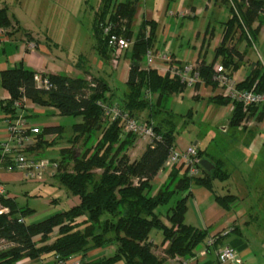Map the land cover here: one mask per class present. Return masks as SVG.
<instances>
[{
  "label": "trees",
  "instance_id": "trees-1",
  "mask_svg": "<svg viewBox=\"0 0 264 264\" xmlns=\"http://www.w3.org/2000/svg\"><path fill=\"white\" fill-rule=\"evenodd\" d=\"M224 2L232 4L235 11L231 10L232 17L223 23V36L213 61L208 63L203 57L199 67L201 81L212 84L214 88V65L220 61L231 73L235 72L245 56L238 49L237 41L245 40L250 47L255 44L264 26V0ZM137 7V0H102L94 17L93 37L95 50L105 61L111 60L114 49L109 38L103 34L102 22L114 23V32L119 37L133 41L132 48L123 55L130 62L127 92L117 104L136 119L139 113L146 111L147 119L141 122L153 123L159 136L146 147L138 160L132 161L125 152L133 146L136 135L127 134L122 139L120 121L105 120L99 103L116 102L106 80L95 76L88 80L85 77L48 75L54 88L46 90L38 87L35 71L23 64L1 73L2 86L10 94L4 107L8 115L18 116L20 110L15 108L14 103L26 97L39 107L58 110L61 117L81 118V121L71 124L74 131L71 146L60 150L61 160L55 174V177L60 176L61 185L71 196L77 197L79 203L42 221L30 223L28 219L35 215L34 209L21 207L16 200L1 197L0 210L7 208L8 212L0 213V239L13 242L15 246L0 252V264H18L27 258L36 261L50 253L59 255L63 260L81 257L82 264H119L122 261L126 264H164L166 259L155 253L159 245L150 240L154 230L163 233L162 244L169 243L166 250L169 257L178 256L186 260L192 258L203 244L216 248L223 238L220 234L214 235L217 238L215 244L208 245V231L187 225L185 215L192 188L209 190L219 206L230 210L237 197L221 195L216 191V182H225L230 177L226 157L218 156L212 149L209 151L197 146L200 159L209 160L214 165L211 171L203 168V176L199 178L189 177L182 164L165 167L169 154L177 145V134L183 130L182 127L190 126L193 111L180 116L171 109L173 96L186 92L185 83L157 69L143 66L147 53L157 50L159 25L154 20L144 19L135 33L133 24ZM13 20L19 31V21L15 17ZM11 24L9 8H0V27L6 28ZM207 34L212 36L211 32L207 31ZM235 36L237 41H234ZM255 86L257 92H264L262 66H253L250 74L238 84L239 88L249 90ZM147 90L156 95L154 100L146 98ZM211 100L222 107L229 103L221 96H213ZM262 110L264 106L246 108L237 104L229 116L230 125L238 126V122L249 113L259 119ZM30 112L27 110L25 116L34 124L35 118ZM176 118H184L181 121L184 126L177 123ZM65 127L61 123L44 124L41 132L31 137L37 146H42L45 137L62 136ZM85 135L84 144L93 145L77 157L73 146ZM50 160L57 162L54 158ZM70 162L74 164L69 171L67 165ZM97 169L100 173L95 172ZM161 171L166 175L165 181L155 193L153 182ZM55 232L58 234L54 241L47 243ZM109 246L114 249L105 256L87 260L93 251Z\"/></svg>",
  "mask_w": 264,
  "mask_h": 264
},
{
  "label": "rangeland",
  "instance_id": "rangeland-1",
  "mask_svg": "<svg viewBox=\"0 0 264 264\" xmlns=\"http://www.w3.org/2000/svg\"><path fill=\"white\" fill-rule=\"evenodd\" d=\"M100 1L101 0H0V8H3L5 6L9 7V12H11V14H16L18 17L21 18L23 26L24 25L27 26V28L33 30L37 34L39 33L40 36L48 32L49 36L55 39V42H59L60 44H63L64 48L62 50L63 51L62 55L63 58L66 60L65 62L69 64L71 62H74L73 70L67 72V74L73 77H78L84 75V70L83 72L80 71L78 68H76V64L79 62L80 55H84L85 57L87 56L88 54L87 52L91 48L93 41L92 26L94 20V12L92 11L91 7L94 6L95 8H97V5ZM114 1L123 2L125 0H114ZM164 1L176 2L177 0H157V2H159V8L161 12L163 10L162 7ZM204 1L205 0H186L185 3L180 4L179 6H177V4L175 3H172L169 9L166 10L167 14L166 13L164 14V11L162 13L164 14L163 18L167 20L166 21L167 25H168V19L173 20L174 25L173 28L171 29L173 30L172 32H175L176 30L179 31L181 28L180 24L184 22L181 33L186 38H181L180 40L181 42L184 41L186 43L188 36L192 38V41H195V39H193V34L196 33L198 30H201L202 32L205 31L206 24L211 22V28L209 27L206 31H208V33L211 32L212 36L210 38L208 49L206 52L207 58L204 56L207 62L210 63L214 59L215 51L218 47V46L216 47V45L217 43L218 44L220 43L218 41L216 42V39L220 41V39L223 36V31H224L223 23L227 21L229 18H231L233 15L231 13L232 12L231 10H234L232 4L224 2V0H210L209 3L211 6H208L209 9L207 11V14L205 15L206 18L203 17L183 18L180 16L172 17L168 14L169 10L171 9L174 10L178 8V10H181V6H186L188 8L190 5L203 7ZM42 7L44 12L40 14L41 15L40 17L39 12L37 10ZM78 12L81 14H79ZM10 17L12 19V24L6 28L1 27L6 30L9 39H11L12 34L18 32V25L15 24L13 17L11 15ZM138 23L141 24V21L138 22L137 19L133 24L135 32H137L138 28L140 27V25L138 26ZM175 24H178V26ZM234 41H237L236 36ZM32 42L35 43L34 40ZM236 44L238 49L241 52L245 53V56L239 62V68L235 72H232L233 77L238 81V83H240L250 74L253 66L264 67V27L261 30L255 44L249 47L245 40L237 41ZM35 45L37 44L35 43ZM165 49L166 48H164L163 46L160 48V50H165ZM170 49L173 51L172 48ZM167 50L171 51L169 49ZM175 54L177 56H180L178 51ZM88 55H89L87 60L88 64L83 62L81 63L82 66L80 68H82L83 65L87 64L85 68L89 69L90 64H94L97 58L100 60L99 56L96 55V53H94V51L92 50L89 52ZM123 55H121L119 60L118 58L115 57L114 54L112 55L110 61L102 60L103 66L104 64H106L105 65L106 70L103 72L102 77L109 79V72L111 70L113 71L112 67L114 68L121 67V62L123 61L124 58ZM116 60L118 61V65L115 66ZM217 63L219 64L221 62L218 61ZM143 66L148 67L146 61ZM85 76L87 77V75ZM88 77H89L88 80H90L93 76L90 75ZM116 77H118L117 72L116 75L114 74L112 79L114 81L113 90L116 97H118L117 98L118 102H121L123 98V94L126 91V85L120 84L117 81ZM199 85L200 86L195 87L194 93L192 94L194 95L192 96L193 100L191 99L189 88H187L186 92L183 94L184 96L183 95L182 96L176 95V97H174L175 95L173 96L171 109L175 113L181 116V115H186L189 110L193 111V118L190 123V126L188 127L181 126L183 130H181V132L177 134V145H179L182 148H185L188 145H185L181 142H185L188 140V142L190 143L191 141L194 142L196 140H200L201 146H203L204 148L209 146L210 150L212 149V151H214L218 156L219 155L220 156L224 155L225 157L232 156L231 159H242V161L245 163L243 159L248 157L247 149L250 148L252 150V148L254 147V145L251 144L253 143L251 136L256 137L255 136L256 133H259V137H260L263 134L264 110H262L261 112L262 116L259 119L256 118V115L255 116L250 115L251 113H249L246 114V116L243 117L241 121L238 122L239 124L238 126H233V125L231 126L229 116L224 114L226 110L225 106L224 107L219 105L217 106L213 104L211 100L214 96L213 85L212 84L208 85L205 84L204 82L199 83ZM204 90L208 92V94H205ZM113 105H118V104L117 102L114 101ZM49 111H51V114L49 116L50 118L47 117L44 118L41 116L37 120L39 122L40 121L46 122V124L49 122L52 124H57V123L64 124L66 126L65 130L62 136L51 135L45 137L43 140L44 142H42V144L44 145L42 146H37V143L34 142L29 148V153H32L34 156L32 154H29L28 156L30 159H33L34 157L36 159L54 158L57 161L56 164H58L59 161L61 160L60 150L63 147L71 146L70 140L73 138V134H74L71 124L75 122H80L81 118L74 119L68 117H61L58 110L56 111L55 109L54 110L52 109ZM138 119L140 122L141 121L145 122L147 119V112L145 111L139 113ZM181 121H184V118H181L180 120L176 118V122L181 123L184 126L183 122ZM250 122H254L253 125L249 126L248 124ZM223 127H227V130H224ZM122 133L123 136L121 138L123 139L127 135L124 133L123 127H122ZM85 138L86 135L83 136L80 139V141L73 146L75 155L77 157H81L85 152V150L87 149V147L93 145V144H84ZM145 144L146 143L142 139V136L136 135V139L133 146L128 147L127 150H125V152L132 161L138 160L147 147ZM225 148L226 150H223ZM122 153H124V151ZM263 163L264 162L260 159L257 166L252 168V170H254L253 172L255 173V175L259 174ZM73 164L74 162H70V164L67 165L68 167L67 170L69 171L72 170ZM229 166L233 168L234 163L230 161ZM249 169L250 168L247 165V167L242 168L241 172L248 173ZM54 171L56 174L57 169H54ZM95 172L100 173V170L97 169L95 170ZM236 172L237 171H235V174L238 175V173ZM161 176H163V178L156 177V179L153 182L155 193L160 188V184L165 181L164 177H166V175L164 174V172L160 175V177ZM36 188H38V191L36 192L38 196L36 198L25 197L24 195H21L18 201L21 207L29 206L37 210L34 217H30L28 219V222L30 223L42 221L50 217L51 215L55 214L56 212H60L68 209V207L72 205L71 203L66 202L69 193L67 189L61 185L60 176L55 177V175L49 176L48 174L47 179L44 182H38V184H36ZM51 201L52 203H50ZM58 203L60 204L57 205ZM57 234L58 232H55L53 235H51V240H49L47 243H52L54 241L53 239L56 237ZM161 237H162V232L159 230H154L151 234V239L153 240L155 239L156 241H159ZM52 254L53 253L46 254L39 258H45V256H51Z\"/></svg>",
  "mask_w": 264,
  "mask_h": 264
},
{
  "label": "crops",
  "instance_id": "crops-1",
  "mask_svg": "<svg viewBox=\"0 0 264 264\" xmlns=\"http://www.w3.org/2000/svg\"><path fill=\"white\" fill-rule=\"evenodd\" d=\"M137 1H138V7L135 16V21L138 19V22L141 21L142 23L144 19H149L156 21L159 25L158 28L159 42L157 44V49H160L162 46L169 50H171L170 48H172L173 51L172 50L171 51L173 52V54L176 57H178V59L179 58L181 59V57L186 58L189 56L191 58H194L196 52L201 46V55L202 57L205 56L207 58L206 52L209 43L205 47H202V44H203V38L207 33L206 30L209 27L211 28V22L206 24L205 31L202 32L201 30H198L196 33L193 34V39H195V41H192V38L188 36L186 43L184 41L181 42L180 40L181 38H186L181 33L184 22L180 24L181 28L179 31L176 30L175 32H172L173 30L171 29L173 28L174 25L173 20L168 19V25H167L166 24L167 20L163 18L164 14L166 13V10L169 9L172 3H175L177 4V6H179L180 4L185 3L186 0H177L176 2L164 1L162 7L163 9L162 12L164 11V14L160 11L159 2H157V0H137ZM209 1L210 0H205L203 7L202 6L198 7L195 5L192 6L187 5L189 6V8L186 6H181V8L188 9L193 13L191 16H188L190 18L193 17L206 18L205 15L207 14V11L209 9L208 6H211ZM101 3L102 0L98 3L97 8H95L94 6L91 7L92 11L94 12V17H95V13L100 8ZM37 11L39 12V15L42 14L44 12L43 7L39 8ZM9 14L13 18L15 17L19 21L20 30L14 33L8 42L0 43V148H1V144L9 137L8 130L6 129L7 128L6 119L9 115L5 112L4 107L6 102L10 98V94L2 86L1 73L3 71L15 67L19 64H23L25 67H28L33 71H35L36 73L35 75H39V76L64 75V76L76 78L67 74V72L73 70L74 62H71L70 64L65 62L66 60L63 58L62 55L63 54L62 50L64 48L63 44H60L59 42H55V39L49 36L48 32L40 36L39 33L37 34L33 30L27 28V26L25 25L23 26L21 18L18 17L16 14H11V12H9ZM178 24L175 25L178 26ZM139 25L141 24L138 23V26ZM92 32H93V26H92ZM163 34L165 37L163 36ZM92 38H93L92 45L87 53L89 54V52L92 50L94 51V53H96V55H98V53L95 50V43H94L95 41L93 34H92ZM221 39L220 41L216 39V42L218 41L221 43ZM29 40L30 41L34 40L35 43L37 44L34 50L28 48L27 41ZM220 43L219 44L217 43L216 47L219 46ZM177 51L179 52V55L181 57L175 54ZM88 54L86 57L84 55H80L79 57V62L76 64V68H78L82 72L84 70V75L78 77H85L88 79L89 78L88 76L92 75L95 77L102 78L109 83V86L113 90L114 81L112 79L114 74L116 75L117 72L118 73V77H116L117 81L122 85L124 84L126 85L130 71V62L128 58H123L122 62L120 60L121 62L120 68L112 67L113 71L111 70L109 72V79H106L102 77L103 72L106 70V66H105L106 64H104L103 66V61H102L103 59H101L99 55L98 56L101 61L96 57L97 59L95 63L90 64L89 69L85 68L88 64L87 63L89 56ZM83 62L87 64L83 65V67L80 68L82 66L81 63ZM94 71L95 72L98 71V72L95 73ZM85 75H87V77ZM213 91H214L213 95H215L216 92L215 88ZM126 92H127V87L124 94ZM204 92L205 94H208V92H206L205 90ZM113 94L115 96L113 99L116 100L117 102L118 97H116L114 90H113ZM124 94H123V98H124ZM182 95L183 94H181V96ZM174 97H176V95ZM49 110H52V108L48 109V108L40 107L39 109H34V108L29 109V111H31L30 113L33 115L32 118H35V120L33 121L34 124L37 125L39 124L40 126L46 124V122L43 121L39 122L37 119L41 116L44 118L45 117L50 118L49 116L51 114V111ZM47 125H50V122L47 123ZM223 129L227 130V127H223ZM255 136L256 137L251 136L253 140L252 141L253 143L251 144L254 145V147L252 148V150L250 148L247 149L248 157L243 159L245 163L242 161V159H231L232 156L226 157V169L229 171L230 177L225 182H216V191L218 192V194L221 195L232 194L237 197V200L234 202L230 210H225L221 206H219L218 203L215 201L214 195L209 190L205 188L191 189V195L188 198V209L185 215V223L194 228L203 231H208L209 238L217 234L223 236L218 246L216 248L215 247L208 248L206 247V244L205 245L203 244L196 251L195 255L188 260L178 256H176L175 258H171L166 254V250L169 248V243L162 244L164 240L163 233L159 241H156L155 239L154 240L151 239V235H150V240L159 245V248L155 251V253L159 257L166 259L164 264H220L217 254L219 250L225 246H229L236 251L238 258L236 264H264V163L262 164V168L259 174L255 175V173L253 172L254 170H252L253 167L257 166L260 159L264 162V131L260 137H259V133H256ZM34 142L35 141H33V143ZM181 143L185 145L194 144L197 145L198 147H201L202 149L209 148V146L205 148L201 146L200 140H196L194 142L191 141L190 143L187 140ZM230 161L234 163L233 168L229 166ZM247 165L250 168L248 170V173H242L241 172L242 168L247 167ZM235 171H237L236 173H238V175L235 174ZM162 173L163 171H161L158 174L157 178H163V176L160 177ZM0 184L4 185L7 191V197L14 199L17 202L19 201V197L21 195H24L25 197H35V198L38 196L36 194V192L38 191V188H36V184H38V182L25 180L23 178L22 173L9 169L6 164L4 165L0 164ZM161 185L162 183L160 184V186ZM66 202L71 203L72 205L70 207H72L77 205L79 203V200L77 197L68 194ZM50 203H52V201ZM60 203H58L57 205H59ZM34 210L37 212L36 209ZM113 249H114L113 246H109L101 250L93 251L92 253L89 254L88 256L89 258L87 257V260L92 261L102 256H105L108 252L112 251ZM42 259L43 260L46 259V261L49 262V264L52 263L51 256L40 258L36 262L31 261L27 258L21 261L20 263L38 264ZM119 264H126V263L125 261H122Z\"/></svg>",
  "mask_w": 264,
  "mask_h": 264
},
{
  "label": "built area",
  "instance_id": "built-area-1",
  "mask_svg": "<svg viewBox=\"0 0 264 264\" xmlns=\"http://www.w3.org/2000/svg\"><path fill=\"white\" fill-rule=\"evenodd\" d=\"M168 14L172 17H188L193 13L185 8L181 10L171 9ZM103 34L109 38L116 58L121 57L126 51L132 48L133 41L119 37L114 32V23L102 22L100 24ZM211 35L205 34L203 38L202 47L208 45ZM9 36L4 28L0 27V43L8 42ZM29 49L34 50L36 45L32 41H27ZM203 57L201 55V46L195 54L194 58L176 57L173 52L165 50H150L146 55L147 68L157 69L163 74H169L170 76L179 78L182 83L189 88L191 99L197 84L201 83L199 67L202 64ZM118 65V61H115V66ZM213 83L216 84L215 95L221 96L229 100L227 106H225V115L231 116L236 109L237 104H242L244 107H263L264 106V92H257L256 86L249 89H241L238 87V81L233 77L231 71H229L222 63H216L213 67ZM36 82L39 88L51 90L54 85L49 80L48 76L36 75ZM146 98L151 101L156 98L151 91L145 92ZM104 110L105 119L108 121L119 120L122 124L125 134L141 135L142 139L146 143V146L152 145L155 140L159 139L154 131L153 123L146 124L141 123L136 118H133L128 111H125L119 105L99 103ZM14 106L20 110L18 116L14 117L9 115L6 119L7 130L9 137L1 144L0 148V164H7L8 168L13 171L22 173L23 178L27 181L44 182L47 179V175L54 176V169L58 168V164L52 162L50 159H30L29 147L33 144V138L31 135L39 134L41 132V126L34 125L25 116V112L31 108L39 109L40 107L35 105L30 99L22 97L15 101ZM54 110V109H53ZM56 110V109H55ZM57 111V110H56ZM59 112V111H58ZM254 122H250L248 125H253ZM184 165L187 170V174L192 178H199L203 176V167L201 165V159L198 155L197 145L190 144L185 148L176 145L169 154L165 167H172L174 165ZM7 197V191L4 185L0 184V198ZM1 205V204H0ZM8 212L7 208H2L0 213ZM217 238L211 237L208 241V245L213 246ZM13 242L6 239H0V252L6 251L14 247ZM218 260L220 264H236L237 254L236 251L225 246L218 252ZM48 257V256H45ZM51 264H82L81 257H71L68 260H63L59 255L53 253L51 255ZM20 263V262H19ZM18 263V264H19ZM38 264H49L45 260H41Z\"/></svg>",
  "mask_w": 264,
  "mask_h": 264
},
{
  "label": "water",
  "instance_id": "water-1",
  "mask_svg": "<svg viewBox=\"0 0 264 264\" xmlns=\"http://www.w3.org/2000/svg\"><path fill=\"white\" fill-rule=\"evenodd\" d=\"M201 165L206 171H211L212 168L214 167V165L209 160L206 159L201 160Z\"/></svg>",
  "mask_w": 264,
  "mask_h": 264
}]
</instances>
